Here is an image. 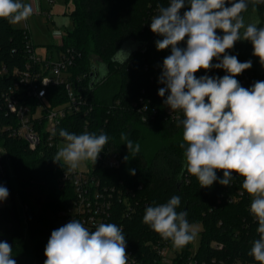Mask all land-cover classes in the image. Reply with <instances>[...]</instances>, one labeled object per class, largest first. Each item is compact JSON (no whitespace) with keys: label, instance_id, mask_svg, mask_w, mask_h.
<instances>
[{"label":"trees","instance_id":"1","mask_svg":"<svg viewBox=\"0 0 264 264\" xmlns=\"http://www.w3.org/2000/svg\"><path fill=\"white\" fill-rule=\"evenodd\" d=\"M66 1L73 5L70 15L74 28L63 36V44L81 53V58L70 69L69 79L74 82L77 77L86 75L77 83L81 86L76 87V91L88 98L93 110L69 115L61 129L77 135L104 133L109 138L105 146L119 153V168L97 167L93 174L102 185L115 187L116 192H128L122 198L129 199L131 207L125 199L117 201L112 220L122 229L126 251L132 252L142 264H162L151 247V242L161 236L143 223V215L148 206L167 203L171 197L179 196L181 205L176 210L187 211L189 223L200 225L202 229L197 232L200 234L197 248L193 250L190 242L178 249L171 264H259L248 255L259 235L258 221L249 211L251 197L242 189L243 178L233 173L230 185L223 186L218 182L223 178V171L218 170V180L211 187H201L197 178L184 168V149L180 147L183 127L177 126V119L167 113L170 107L164 101L168 93L164 97L158 95L159 88L164 87L158 82L163 60L171 54V48L157 50L156 41L163 37L151 31L150 23L158 15L159 7L168 6L170 0ZM252 12L260 21L258 26L263 27L264 3L257 4L255 11L249 4L243 13L246 22ZM28 38L25 29L14 28L8 20L0 19V91L15 82V71L25 68ZM186 39L178 46L186 47ZM121 49L130 53L125 64L112 60ZM228 54L237 56L240 62H252L250 84L264 81V70L259 58L253 55L250 41H237ZM96 61L103 62L107 68L106 77L100 80ZM225 74L222 70L208 76ZM235 78L241 81L240 74ZM47 101L52 106L66 103L65 87L49 88ZM144 105L147 121L138 113V108ZM174 112L183 119L182 111ZM11 118L0 111L1 124H7ZM121 133L140 145L139 153H129ZM0 142L9 153L12 175L3 182L11 190L13 199L12 206L0 213V235L13 241V259L26 264H44L45 247L51 232L63 223L58 213L70 206L73 188L61 180L65 166L53 161L57 149L39 147L32 151L25 142L8 136ZM130 170H135V175H131ZM32 186L52 190L44 202L43 212L29 206L22 191ZM239 192L244 195L240 196ZM17 194L26 205L24 215L34 241L31 256L27 253L16 209Z\"/></svg>","mask_w":264,"mask_h":264},{"label":"clouds","instance_id":"2","mask_svg":"<svg viewBox=\"0 0 264 264\" xmlns=\"http://www.w3.org/2000/svg\"><path fill=\"white\" fill-rule=\"evenodd\" d=\"M189 10L181 15L185 4ZM264 0H170L160 6L158 15L150 23L151 31L161 37L157 50L171 48L163 60L158 82V95L173 111L180 110L177 126L183 127L185 170L195 176L201 187H211L218 180L216 172L223 171L219 184L229 186L233 173L243 178L242 189L251 197L250 214L258 221L259 238L254 240L248 255L264 264V81L251 88L241 86L235 78L252 67V62H240L228 54L237 41H250L253 55L264 65V27L260 21L246 23L244 12L249 4L253 11ZM230 5V6H226ZM33 12L23 0H0V19L10 24L26 21ZM217 30L222 35L217 34ZM186 39V47H179ZM130 53L116 51L113 62L125 64ZM222 57V58H221ZM219 62L213 64V60ZM222 69V77L196 73L200 70ZM65 141L53 161L75 171L83 161L94 164L108 142L104 133L75 134L61 129ZM121 140L129 153H139L140 145L121 133ZM127 160V157H125ZM62 165V164H61ZM135 175V170H130ZM8 189L0 186V201L7 199ZM181 200L171 197L167 203L148 206L143 223L182 249L197 235L190 224L187 211L178 212ZM44 264H128L126 239L115 223H100L90 231L78 220H71L53 230L45 247ZM0 264H16L12 247L0 242Z\"/></svg>","mask_w":264,"mask_h":264},{"label":"built area","instance_id":"3","mask_svg":"<svg viewBox=\"0 0 264 264\" xmlns=\"http://www.w3.org/2000/svg\"><path fill=\"white\" fill-rule=\"evenodd\" d=\"M49 2L54 3L55 0H49ZM187 10H189V5L186 3L185 7L180 10L181 15ZM39 13L44 14L48 19L52 17L50 12L41 10ZM25 23L26 28L24 29L29 36L27 40V64L22 71H15L17 75L15 82L0 91V111L5 116L10 115L12 117L7 124L0 123V141L8 136L9 138L25 142L32 151L37 150L39 147L57 149L60 142H65L59 136L64 120L71 114H80L85 110L87 112L93 110L88 98L80 91H76V87L81 86L77 83L84 79L86 75L77 77L74 82L69 79L71 75L70 69L81 58V53L74 48L64 47L63 37H61L59 44L55 46V57L53 54L50 56L48 54L45 58L38 56L32 43L28 19ZM217 34L222 35L223 33L217 30ZM231 50L229 49L227 52L229 53ZM214 61L216 63L219 62L216 59ZM221 71L222 69L213 68L208 71L200 70L197 73L213 75ZM249 72L250 69H247L240 74V84L245 88H251L254 85L249 83ZM5 73L6 71L3 70L2 74ZM61 85L65 87L67 102L52 106L47 101L48 89ZM146 110V105L138 108V113L142 114L144 121L148 120V117L144 114ZM167 113L172 119L180 117L171 108L168 109ZM87 127L88 123L85 125V129ZM120 166L119 153L113 151L110 147L104 146L98 155L96 163L89 161V169L87 171H64L61 180L63 183L70 184L74 191V198L70 206L58 213V217L63 221L64 225L75 219L80 221L90 231H94L100 223H112L114 204L117 201L125 199L127 206L131 207L129 199L122 198L123 194L128 195V192L121 190L116 192L115 187L102 185L100 180L93 174L97 167L117 169ZM9 175H12L9 153L0 142V186L6 187L3 181L8 179ZM7 189L9 195L6 200L0 201V213L5 209H9L13 204L11 190ZM239 195L243 196L244 192H239ZM151 244L162 264H171L173 262L172 259L176 256L178 250L170 258L167 252L170 242L157 238ZM126 253L128 255V264H142L140 260L132 255V252L126 251ZM15 260L16 264H26L21 260Z\"/></svg>","mask_w":264,"mask_h":264},{"label":"rangeland","instance_id":"4","mask_svg":"<svg viewBox=\"0 0 264 264\" xmlns=\"http://www.w3.org/2000/svg\"><path fill=\"white\" fill-rule=\"evenodd\" d=\"M31 6L33 8L32 15L28 18L29 23V31L32 38V43L35 46V52L38 56L45 58L48 54L49 56L53 54L56 56V45L59 44L60 38L65 36L67 33L71 32L74 28L73 18L71 17V12L73 10V5L71 2H67L66 0H55L54 3H50L49 0H32ZM50 12L52 17L48 19L44 14H40V11ZM256 20L255 13H250L247 18V22H253ZM14 28L24 29L26 28L25 21L12 24ZM264 27V26H263ZM95 65L98 70V80L106 77L107 68L105 64L101 61H96ZM261 65V68L264 70V65ZM65 142H60L57 147V151L60 147L64 145ZM63 164V162H62ZM64 165V164H63ZM65 166V170L68 172L67 165ZM89 169V161L81 162L77 171H87ZM24 191L28 205L33 209L43 212L44 211V202L47 196L51 193V188L32 186ZM16 209L19 216V222L21 229L23 231V239L26 242L27 253L31 256L34 241L30 234V231L27 226V222L24 215V210L26 205L22 203L21 198L17 194L16 197ZM61 226H64L63 223H60ZM196 231H200L202 227L200 225H194ZM200 241V234L196 235V238L191 242L193 245V249L195 250ZM178 249L174 248L172 243L169 245L168 256L171 258L175 251ZM36 264V263H34Z\"/></svg>","mask_w":264,"mask_h":264},{"label":"water","instance_id":"5","mask_svg":"<svg viewBox=\"0 0 264 264\" xmlns=\"http://www.w3.org/2000/svg\"><path fill=\"white\" fill-rule=\"evenodd\" d=\"M0 242H7L12 248L14 246V243L11 239H8L2 235H0Z\"/></svg>","mask_w":264,"mask_h":264},{"label":"crops","instance_id":"6","mask_svg":"<svg viewBox=\"0 0 264 264\" xmlns=\"http://www.w3.org/2000/svg\"><path fill=\"white\" fill-rule=\"evenodd\" d=\"M31 2H32V0H25V3H28L30 5H32Z\"/></svg>","mask_w":264,"mask_h":264}]
</instances>
